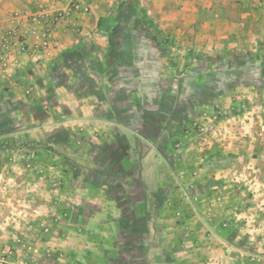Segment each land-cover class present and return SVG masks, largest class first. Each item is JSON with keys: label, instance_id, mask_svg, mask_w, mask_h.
<instances>
[{"label": "rangeland", "instance_id": "374dc122", "mask_svg": "<svg viewBox=\"0 0 264 264\" xmlns=\"http://www.w3.org/2000/svg\"><path fill=\"white\" fill-rule=\"evenodd\" d=\"M124 1L79 68L58 26L56 47L33 32L41 9L2 20L31 32L0 69V264H264V52L182 50Z\"/></svg>", "mask_w": 264, "mask_h": 264}, {"label": "crops", "instance_id": "0c3cea01", "mask_svg": "<svg viewBox=\"0 0 264 264\" xmlns=\"http://www.w3.org/2000/svg\"><path fill=\"white\" fill-rule=\"evenodd\" d=\"M138 1L145 9L153 26L166 39L172 40L182 50H193V52L205 54L233 52L237 54L238 58L242 54L247 56V52L249 55L250 52H264V9L257 4L256 0ZM120 2H122V5L118 10L117 7ZM125 4L124 0H85V2L55 0L52 1L51 5H48V0H0V30L4 28L2 20L12 11V8L22 9L26 13L31 11L32 8L43 9L46 7L45 9L51 10L50 8L54 7L56 10L66 9L68 10L67 20L58 25L57 28V34L61 39V45L57 50L60 51L59 53L62 56H68L71 60L79 58L78 66L72 64L74 68H79L84 65L87 56L90 57V53H97L100 56L107 50L103 38L105 35H109L110 30H107L106 26L109 24L108 21L111 19L118 20V15L123 19L133 18L131 6ZM28 41L31 44L36 43L37 36L28 37ZM47 52H43L44 54L38 55L37 58L47 59L45 56ZM50 54H56V52ZM59 56H53V60L45 65L43 63V68L46 70L50 65L57 63L60 60ZM31 61L30 55L20 56L19 65L21 70L9 73V77H6V79L10 83H17V85L22 83L21 80L25 78L30 79L33 74L29 73V67L32 65ZM197 61L194 67L208 66V63H211L214 67L236 66L238 68H249L263 63L261 60L259 62L244 60L242 63L233 65L232 59L227 61L200 59L198 63ZM119 62L121 63V61ZM94 63H98L99 68L104 67L101 59L98 60L96 57ZM22 71L24 72L21 73ZM123 225L125 228L127 227V224ZM146 253L142 254V257H145ZM163 264H166V262L164 261Z\"/></svg>", "mask_w": 264, "mask_h": 264}, {"label": "built area", "instance_id": "2783aa9c", "mask_svg": "<svg viewBox=\"0 0 264 264\" xmlns=\"http://www.w3.org/2000/svg\"><path fill=\"white\" fill-rule=\"evenodd\" d=\"M77 1L85 2V0ZM256 2L264 9V0H256ZM67 16L68 10L66 9L48 10L44 8L29 17V20L32 23L33 32H36V29L41 30L42 44L44 46L56 47L59 43L57 39L54 38L53 33L60 22L67 20ZM23 19L16 15L10 20V27L5 29L0 35V69L4 72L11 66L14 48L17 47L20 54L28 51V47H26L27 35L25 34H28L31 30H28L27 27L25 28L23 24L19 23L20 20Z\"/></svg>", "mask_w": 264, "mask_h": 264}]
</instances>
